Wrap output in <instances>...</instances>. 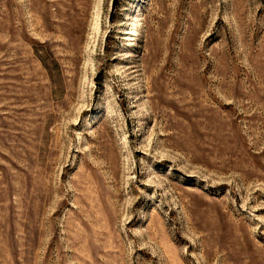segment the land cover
<instances>
[{"label": "rangeland", "instance_id": "obj_1", "mask_svg": "<svg viewBox=\"0 0 264 264\" xmlns=\"http://www.w3.org/2000/svg\"><path fill=\"white\" fill-rule=\"evenodd\" d=\"M0 264H264V0H0Z\"/></svg>", "mask_w": 264, "mask_h": 264}]
</instances>
